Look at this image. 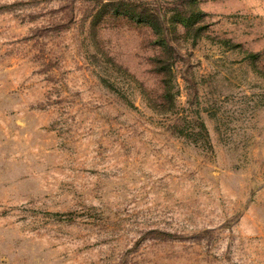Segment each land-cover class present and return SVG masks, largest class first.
Masks as SVG:
<instances>
[{"label":"rangeland","instance_id":"rangeland-1","mask_svg":"<svg viewBox=\"0 0 264 264\" xmlns=\"http://www.w3.org/2000/svg\"><path fill=\"white\" fill-rule=\"evenodd\" d=\"M0 264H264V0H0Z\"/></svg>","mask_w":264,"mask_h":264},{"label":"trees","instance_id":"trees-1","mask_svg":"<svg viewBox=\"0 0 264 264\" xmlns=\"http://www.w3.org/2000/svg\"><path fill=\"white\" fill-rule=\"evenodd\" d=\"M138 18H140V17H138ZM149 22H152V21L150 20ZM163 63H164V61H162V60H158V62H157V64H163ZM160 68H162L160 71L162 76L163 75L167 76L169 73L171 75V66L170 65L167 64L165 67H160ZM169 83H170V80H168V83H166V84L164 83V95H165V97H167V95H168V97H170L171 86L169 85Z\"/></svg>","mask_w":264,"mask_h":264}]
</instances>
